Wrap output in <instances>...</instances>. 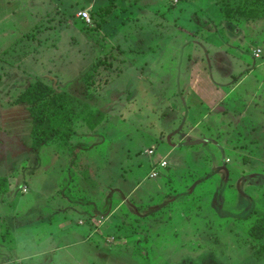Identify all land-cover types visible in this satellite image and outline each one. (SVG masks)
<instances>
[{
  "label": "rangeland",
  "instance_id": "rangeland-1",
  "mask_svg": "<svg viewBox=\"0 0 264 264\" xmlns=\"http://www.w3.org/2000/svg\"><path fill=\"white\" fill-rule=\"evenodd\" d=\"M103 1L0 0V264H264V18L240 17L238 0H188L206 17L181 27L190 39L176 56L165 47L172 15L162 16L172 1ZM219 55L232 70L208 96L203 187L170 190L161 66H216ZM42 88L48 112L62 108L74 131L35 146L19 97ZM162 156L167 172L150 179Z\"/></svg>",
  "mask_w": 264,
  "mask_h": 264
},
{
  "label": "crops",
  "instance_id": "crops-1",
  "mask_svg": "<svg viewBox=\"0 0 264 264\" xmlns=\"http://www.w3.org/2000/svg\"><path fill=\"white\" fill-rule=\"evenodd\" d=\"M31 1V7L43 4V0ZM101 1L104 2L103 0ZM170 1H172L170 3L171 8L168 9L165 14H162V16L169 14L172 15V17H170V23H172L170 31L171 39H167L170 42H167L165 47L167 50H170V54H173L177 49L178 51L180 49L179 52H182L188 44L187 41L190 39L189 36H186L184 33L183 28L188 26L187 24L189 21L192 22V24L194 22L200 24L205 20L201 17V15H205V12L203 11L202 13L198 4H193V7L188 6V0ZM83 2L84 6L88 9L95 10V8L102 6L101 4H97L100 0H87L86 5L85 0H83ZM138 2H141L142 5L144 4V0H138L137 3ZM149 4L152 7L153 1L152 3H145L144 7L146 8ZM7 6L9 7V5ZM186 7L189 8L188 11L186 10ZM176 14L178 16H176ZM105 26L106 23L103 27ZM135 41L137 44H144L143 40L140 41L138 38ZM198 41V45L204 46V43H201V39H198ZM178 44H180V48H178ZM152 45L153 44L151 43L150 55H153L154 49L152 48ZM153 46H156V44ZM146 47L150 48L149 46ZM177 54L178 53L176 52V56ZM187 58L188 57L185 56V60ZM215 63L216 66H196V61L193 62L192 60L189 63L183 64V66H177V61L173 58L170 60L168 59L166 63L167 66H161L166 71H170V175L172 174L170 177V190H173L174 181L179 184L185 183L189 188L191 185L193 187L196 186L197 188L203 187L205 179H203L202 176L203 172L198 170V163L200 162L198 160V150L205 148L206 145H211V142L208 143L206 140L207 134L209 133L206 131L204 124L206 121L214 117L207 113V101L213 100L211 97L217 93L218 88L223 90L227 87L226 85H220L218 80H226L228 71L232 70V67L224 66V64L227 65L224 56H217ZM221 100L224 101L226 98L222 97ZM187 121L190 124L189 130H185L183 127V124H186ZM216 126L220 128L225 127L226 123L223 122L221 125L216 124ZM215 140L217 142L218 139ZM166 157L167 156H162V158H160V160L166 162V166L163 168V174L167 172L166 170L169 166ZM149 173L148 177L151 179ZM159 177L160 176L157 178ZM183 189L185 191V188Z\"/></svg>",
  "mask_w": 264,
  "mask_h": 264
},
{
  "label": "trees",
  "instance_id": "trees-1",
  "mask_svg": "<svg viewBox=\"0 0 264 264\" xmlns=\"http://www.w3.org/2000/svg\"><path fill=\"white\" fill-rule=\"evenodd\" d=\"M249 3H251V5L248 6ZM236 7L237 8L235 12L240 17L248 18L256 16L257 18H264V0H238ZM98 23H100V20L98 21ZM47 93L48 91L45 88H42L38 92L27 89L26 92H24L19 97L20 102L26 103L29 106V115L34 119V121H36L33 133V137H35V146H37L38 143L40 144L56 137H60L64 142L66 138H70L73 135L74 131H70L68 125L65 127L67 121H64L65 118L62 108H59L58 111L48 112L46 107L47 102H41V98ZM34 106H38L43 112V114H41L42 116L36 120L35 114L33 113ZM65 128L67 130L62 134L61 130L63 131V129ZM8 191L9 180L7 179V177L0 175V195L6 194Z\"/></svg>",
  "mask_w": 264,
  "mask_h": 264
},
{
  "label": "built area",
  "instance_id": "built-area-1",
  "mask_svg": "<svg viewBox=\"0 0 264 264\" xmlns=\"http://www.w3.org/2000/svg\"><path fill=\"white\" fill-rule=\"evenodd\" d=\"M76 16L80 19V20H82L83 22H85V24H87V25H89L90 24V22H91V19H90V16H89V14H88V12H86V11H78L77 13H76ZM261 53V50L258 48V49H254L253 50V54L255 55V56H259V54ZM147 154L149 155V156H154V154H155V149L154 148H151V149H149V150H147ZM166 166V162L165 161H163V160H159V161H157L156 163H154L153 164V166L150 168V173H149V176L151 177V178H154V177H158V169H163L164 167Z\"/></svg>",
  "mask_w": 264,
  "mask_h": 264
}]
</instances>
